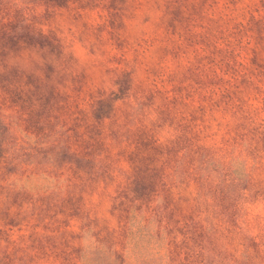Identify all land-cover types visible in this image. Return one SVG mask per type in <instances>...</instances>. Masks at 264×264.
Segmentation results:
<instances>
[{
	"label": "rangeland",
	"instance_id": "374dc122",
	"mask_svg": "<svg viewBox=\"0 0 264 264\" xmlns=\"http://www.w3.org/2000/svg\"><path fill=\"white\" fill-rule=\"evenodd\" d=\"M0 264H264V0H0Z\"/></svg>",
	"mask_w": 264,
	"mask_h": 264
}]
</instances>
